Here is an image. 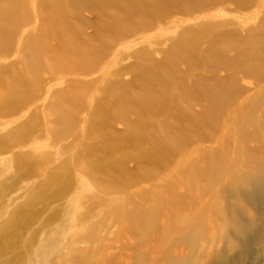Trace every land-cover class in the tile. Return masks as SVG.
I'll list each match as a JSON object with an SVG mask.
<instances>
[{"label":"rangeland","instance_id":"obj_1","mask_svg":"<svg viewBox=\"0 0 264 264\" xmlns=\"http://www.w3.org/2000/svg\"><path fill=\"white\" fill-rule=\"evenodd\" d=\"M55 1L67 10L64 22L68 27L48 33L40 52L31 47V33L39 35L48 24L61 23L50 8L39 13L20 10L14 6L17 0H5L4 5L12 9L4 6L11 12L0 17V105H7L14 87L31 96L16 112L0 111V229L11 219L15 221L8 233H0V264H264V208L251 209L239 195L235 201L217 196L228 183V171L256 173L239 166L240 146L234 121L223 131L225 135L205 139L202 132H206L212 118L205 116L201 104L192 99L199 94L196 86L202 79L211 85L213 80H219L231 93L243 90V98L264 97V70L252 79L238 69L242 63L252 65L239 57L240 50L245 49L239 40L248 36L257 39L264 32V0H250L244 5L236 0H160L157 5L139 0L136 7L125 0ZM187 32L200 40L198 52L203 57L211 50L219 52L215 67L221 69L222 59L227 58L237 68L220 70L218 74L210 68L197 74L190 73L187 64L178 66L172 90L162 95L165 99H179L170 107L171 116L156 117L133 106L125 123L114 120L109 128L110 140L118 141L119 148L103 152L95 135L89 132L88 120L96 105L112 102L113 96L106 98L104 92L116 86L141 95L143 89L137 77L149 64L142 55L150 57V64H166L167 53ZM64 34L69 38L66 52ZM225 35L230 40L228 46L214 41ZM59 52L68 57L59 66L63 76L57 80L49 69L52 62L49 66L47 63ZM102 70H108L106 78ZM24 76L25 84L21 82ZM234 76H238L237 81ZM178 87L183 89L179 95ZM69 92L76 95L71 102L74 108L64 104ZM219 94L214 92L209 99L215 106L223 104V98L216 97ZM58 109H69L73 117V133L63 139L51 136ZM226 110L225 119L231 122L236 110ZM179 116L194 123L187 124L182 135L170 138L168 126H181L173 124V118L177 120ZM221 119L220 116L216 122L219 126ZM130 134L133 138L146 135L145 142L158 143V150L170 147L173 153L162 167H147L155 170L154 175L138 181L122 178L118 184L94 187L83 175L86 163L76 160L82 145L96 146L97 152H103L98 154L102 160L108 157L119 161L124 148H132L126 140ZM39 140L43 145H36ZM251 145L256 146L253 142ZM16 156L29 163L27 172L21 173L13 165ZM220 158L225 159L223 178L213 194L207 193L214 183L207 185L203 175L211 171L207 170L210 161ZM68 161V168L62 170L71 176L66 193L54 196L49 192L44 202L28 207L36 188L50 174L60 172ZM125 169L134 173L139 163L129 159ZM93 177L100 181L105 178L96 174ZM88 196L91 198L84 199ZM197 197L203 201H196ZM232 203L243 219H254L261 236L246 243L244 249L237 238H228L225 242H233L237 249L228 253L223 249L221 223L214 213L218 210L221 218L231 219ZM27 208L31 219L22 231ZM73 209L77 213L90 210L91 214L78 220L69 216ZM243 219L228 223L233 232L243 227ZM10 243L12 250L5 251ZM220 252L223 262L217 258Z\"/></svg>","mask_w":264,"mask_h":264},{"label":"bare ground","instance_id":"obj_2","mask_svg":"<svg viewBox=\"0 0 264 264\" xmlns=\"http://www.w3.org/2000/svg\"><path fill=\"white\" fill-rule=\"evenodd\" d=\"M28 0H17L16 4L14 5L20 10H28L32 9L35 11H39L44 8H50V11L53 12L52 14L55 16L60 17L61 23H52L48 24L46 28H44L39 35L32 34L30 37L31 47L35 50L40 52L45 45V37L48 33H51L53 30L58 29L60 27L67 28L68 24L64 22L66 9L62 6H57L55 0H35L32 4L27 2ZM84 1V0H83ZM121 1V0H120ZM126 3H131L130 6H135L139 0H125ZM140 1H147L149 4L157 5L160 4V0H140ZM200 1V0H199ZM241 5L249 3L250 0H236ZM5 0H0V17L3 15H7L11 12L10 9H6L4 6L11 8V5H4ZM198 2V1H196ZM50 4H54V6H50ZM89 4V3H88ZM29 5V6H28ZM80 5V4H79ZM96 5V4H95ZM48 6V7H46ZM89 5L88 7H90ZM121 7V6H120ZM118 6V9H120ZM94 10V9H93ZM96 10V8H95ZM70 11V10H69ZM134 11V10H132ZM21 12V11H20ZM165 12V11H164ZM73 13V12H72ZM125 13V12H124ZM122 16L123 14L120 13ZM127 14V13H126ZM118 15V14H117ZM120 15V16H121ZM53 17V16H51ZM3 18V17H2ZM6 23V22H5ZM17 24V23H16ZM61 24V25H59ZM264 24V22H263ZM9 26V25H8ZM7 26V27H8ZM4 27V26H3ZM104 27V26H103ZM264 27V26H263ZM243 28V27H242ZM35 31V30H34ZM105 31V30H104ZM57 33V32H56ZM69 33V32H68ZM61 34V33H60ZM209 34V33H208ZM67 35V34H66ZM64 34L62 38L64 41V46L67 48H63V51L69 50L68 42L69 38ZM58 36V35H57ZM61 36V35H60ZM26 38V37H25ZM47 38V37H46ZM72 38V37H71ZM28 39V38H27ZM47 40V39H46ZM214 41L217 43L228 46L229 39L228 36L225 35L223 38L218 39L216 38ZM242 45L245 46V49L240 50L239 57L246 59L252 65L247 66V63H242L241 66L238 67L239 70H243V74L247 77L252 79H256L260 76V74L264 70V32L256 39L252 36H248L245 39L239 40ZM200 44V40L190 32H187L179 37L176 45L172 50L167 53V63L164 65H154L150 64V57L148 55H142L143 61L149 63L147 66H144L142 71L138 74L137 82L142 87V93L139 96H135L131 90L127 87H108L107 91H105V97L109 98L113 96V100L110 104H98L96 105V109L94 113L89 118V132L95 135V140L100 144L99 147L103 149V152L110 153L111 151L114 152L118 149V141H111L109 128L111 126L112 121L117 122H124L127 120V113L130 112L129 110L133 109V106L136 108L143 109V113L149 112L153 116L158 115H169V111H171L170 107L177 105L179 99H176L174 96H170V98L165 99L162 97L163 91H171L173 88V80L175 78L174 69L182 64H187L189 67L190 73H197L200 74L206 70L212 68L217 74L220 70L227 71L237 68L234 63L227 58L222 59L221 69L215 67L217 62H215L219 52L217 50L208 51L207 56L203 57L200 52H198V46ZM70 45V44H69ZM30 47V46H29ZM234 48V47H233ZM82 50V49H81ZM220 50V49H219ZM68 57L67 53L59 52L54 53L50 60L48 61V66L52 62V66H49V69L55 78L60 79V76H63L60 73V65L63 60H66ZM83 59V58H82ZM235 60V59H234ZM46 63V62H45ZM40 64V63H39ZM80 64V63H79ZM215 64V65H214ZM240 64V63H239ZM176 66V67H175ZM247 66V67H246ZM244 68V69H243ZM65 71V70H64ZM103 76L106 78L108 75V70H102ZM236 78V76H234ZM21 82L23 84L26 83V77L24 76L21 78ZM34 79V78H33ZM197 79V78H196ZM237 78L235 79L237 81ZM212 85L203 79L200 80L196 86L199 94L192 97V99L196 102H199L203 107V114L212 118V123L210 126H207L206 132H202V135H205V139H214L218 135H225L223 132L224 130H228L229 126L234 121V131H236L238 145L240 146L237 150L238 152V160L239 166L241 168H247L248 170L251 169L255 171V175L247 172V173H233L228 171V183L221 188L219 192L218 199L228 198V201H235L239 195V198L242 199L251 209L261 210L264 208V97H255V98H243V90H239V92L231 93V91L225 86L226 84H222L219 80H213ZM106 84V83H104ZM258 84V83H257ZM195 88V89H196ZM194 89V88H193ZM181 91V92H180ZM183 91L182 87H178V95L181 94ZM236 91V90H235ZM238 91V90H237ZM215 93H220L216 97L220 96L223 98V104L215 106L212 104L209 99L214 96ZM184 93V92H183ZM67 96L66 102L69 106H72V100L76 97L73 92H69ZM186 97V96H185ZM31 96L24 95L21 92L14 88L10 91L8 96L7 105L1 106L0 111L2 113L8 111H14L20 109L24 106L27 101H30ZM187 101L186 99H184ZM214 101V99H213ZM38 102V101H37ZM74 106V105H73ZM72 106V107H73ZM134 107V108H135ZM55 108H59L56 107ZM74 108V107H73ZM6 109V110H3ZM226 109H235L234 117L228 120V112ZM227 112V113H226ZM225 115L227 119H225ZM171 116V115H169ZM220 116L222 117L220 121V126L218 123ZM23 117V116H22ZM231 117V116H230ZM257 117V120L254 121V118ZM176 118V117H175ZM174 119L173 124L179 123L181 126H168L171 127L169 130L170 138H174L175 134L180 133L182 135V130L186 128V125L193 124L192 121L187 123V120L183 117L176 120ZM72 115L71 111L68 109L65 111L64 109H58L55 114V124L56 129L51 132V136L55 139H63L70 136L73 132L71 129L72 123ZM172 119V120H173ZM236 119V120H235ZM167 119L165 118L164 124L166 125ZM209 129V130H208ZM222 131H219L221 130ZM253 131H252V130ZM179 135V134H178ZM133 134L127 136L126 140H128L127 144H132L131 150H125L124 153L120 156L119 161H115L114 159L106 158L102 160L98 158V154L103 152H97L96 146L90 144H84L81 147V150L78 152L76 160L77 163H86L84 166L83 175L89 178V182L93 184V186L97 187H105L106 185H113L114 183L118 184V181L122 178H129L132 181H138L141 178H146L149 175H154V171L149 170L147 167L151 165H157V167H162L164 162L172 155L173 149L172 148H165L158 150V143L156 142H145L147 140L146 135L141 138H133ZM207 136H210L207 138ZM20 136L19 139H21ZM227 138V137H226ZM227 140V139H226ZM2 141V140H1ZM0 141V142H1ZM144 141V142H142ZM210 141V140H209ZM44 142L45 139H44ZM255 144L256 146H252L251 143ZM149 143V144H148ZM43 145L42 141L39 140L36 142V145ZM142 144H146L145 147H142ZM34 146V145H32ZM116 148V149H115ZM176 150V149H174ZM136 153L137 156L134 158L132 153ZM129 159H136L139 163L138 171L134 173H129L125 169V164ZM237 162V160H236ZM70 162L64 164L61 167V171L58 173H52L47 177V180L44 184L40 185L36 188L31 200L28 203V207H32L37 205L40 202L45 201V195L49 192L54 193V196H63L66 191L71 176H67L69 174L64 173L62 170L68 165ZM225 164V159L220 158L218 161H210L208 169L211 171L205 175H203V181H206L207 185L209 182H213V187H208L207 193H214V188L220 185V181L223 178L224 173H222ZM13 165L18 168L21 173L27 172L31 167L26 160H21L16 158L13 159ZM101 175L102 177L105 176L104 179L96 180L93 175ZM109 176V177H107ZM120 188V187H119ZM251 188V189H250ZM211 191V192H210ZM91 197L88 196L84 199H90ZM83 199V200H84ZM218 199H216L218 201ZM203 201L201 197H197L196 201ZM230 210L232 209V218L219 216L220 213L215 212L217 214L218 220L221 223V241L224 242L223 249L226 250L228 253H234L236 249L235 244L227 243L228 238L234 237L237 238L240 245L243 248L245 247L246 243H250L251 240L258 238L261 236L260 230H258L256 224H254L253 218L243 219L244 215H241L239 209L233 205V203L229 206ZM30 211L28 208L26 212ZM27 219L22 223V231L28 227L30 223L31 215L29 212ZM91 214V211L88 210L86 212L77 213L74 209L70 211V217H77L78 220L86 219L88 215ZM77 215V216H76ZM243 219L244 224H242V228L233 232L229 226V222L233 223V220ZM14 219H11L6 225H4L0 229V233H8L10 227L14 224ZM13 245L10 243L6 246L5 251L12 250ZM236 252V251H235ZM239 252V251H238ZM2 253V252H0ZM217 258L219 262H223V256L220 253H217ZM213 261V260H212ZM212 264V262H211Z\"/></svg>","mask_w":264,"mask_h":264}]
</instances>
